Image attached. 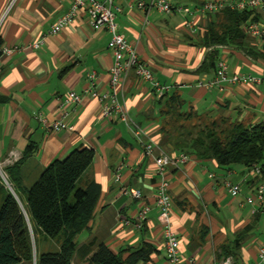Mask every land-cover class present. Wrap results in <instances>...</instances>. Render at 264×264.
I'll return each mask as SVG.
<instances>
[{
	"label": "crops",
	"instance_id": "1",
	"mask_svg": "<svg viewBox=\"0 0 264 264\" xmlns=\"http://www.w3.org/2000/svg\"><path fill=\"white\" fill-rule=\"evenodd\" d=\"M143 1L147 6L153 0ZM167 1L182 6L191 16L114 0L117 30L134 47L138 58L160 83L170 86L168 92H177L199 114L246 123L262 119L264 84H231L222 91L197 85L213 75V71L197 70L209 49L202 47L198 39L206 14L196 9L205 0ZM8 2L0 0V46L17 49L11 54L0 52V97L5 99L0 103L1 170L17 161L33 142L34 152L21 165L23 184L27 186L52 160L74 148H92L94 157L84 174L98 182L100 196L89 229L77 235V243L94 238L116 252L147 242L154 251L137 264H167L154 204L160 179L154 157L160 150L170 155L179 151L170 149L159 132V104L148 83L129 71L123 88L118 87L116 92L129 117L144 129L141 141L124 122L102 118L100 103L88 95L64 109L72 130L53 132L44 128L38 115L49 121L57 118L63 112L61 98L68 91L82 93L91 71L95 75L93 88L110 91L109 33L104 28L93 29L82 9L61 30L49 33L55 20L68 10L70 0H15L9 8ZM186 17L192 19L193 32L186 26ZM259 21L264 22V15ZM39 39L40 45L32 47ZM246 43L257 46L259 39L248 37ZM217 49L229 73L264 71L262 61L241 49ZM142 142L151 143V153H145ZM249 176L241 165L221 167L214 160L192 155L185 162L167 166L164 178L172 201L170 219L182 256H193L200 264H217L224 259L230 264H250L256 259L257 248L264 242V215L244 202L254 189ZM225 179L239 185L237 195L228 193L223 186ZM124 188L139 189L141 197L135 199L123 193ZM143 205L149 210L141 227L136 228L134 216ZM237 237L239 245L231 253ZM71 264L88 263L73 255Z\"/></svg>",
	"mask_w": 264,
	"mask_h": 264
},
{
	"label": "trees",
	"instance_id": "2",
	"mask_svg": "<svg viewBox=\"0 0 264 264\" xmlns=\"http://www.w3.org/2000/svg\"><path fill=\"white\" fill-rule=\"evenodd\" d=\"M261 17L256 9L240 10L228 4L207 13L198 39L202 47L209 49L198 72L214 71L218 46L241 49L264 64V44L247 46L249 36L244 30L248 22ZM4 101L0 97V103ZM157 101L159 132L166 137L170 149L201 160H214L221 167L241 165L248 172L259 164V174L250 175V181L254 187L264 181V117L246 123L237 118L202 115L177 92H167ZM35 148L30 142L21 157L3 170L14 194L0 176V264H71L73 255L88 264H137L149 258L154 247L147 242L116 252L103 242L96 243L94 238L77 243V235L89 229L100 196L98 182L84 174L94 157L92 148H74L64 157L52 160L27 187L21 165ZM16 191L25 193L24 202ZM38 237L55 240L58 248L38 253ZM239 240H234L229 252L234 253Z\"/></svg>",
	"mask_w": 264,
	"mask_h": 264
},
{
	"label": "built area",
	"instance_id": "3",
	"mask_svg": "<svg viewBox=\"0 0 264 264\" xmlns=\"http://www.w3.org/2000/svg\"><path fill=\"white\" fill-rule=\"evenodd\" d=\"M15 0H9L8 8ZM136 4L139 8L154 7L157 11L170 14L174 12L182 13L191 16V12L184 9L182 6L173 5L167 0H153L146 6L143 0H129ZM114 0H70L68 10L60 15L51 25L49 33H56L61 28L66 26L76 16L78 10L82 9L87 14V19L93 29L104 28L109 33L108 49L112 54V63L108 69L109 87L110 91L99 92L93 88V81L95 78L94 72L88 73V86L82 93L68 91L60 100V107L63 112L51 121L46 117L38 115V119L44 128L50 131L58 130H72V125L66 122L67 111L64 110L66 106L81 101L82 97L88 95L96 99L100 103V116L106 119H115L124 122L131 130L136 140L141 141L144 134V129L134 122L128 115L126 108L120 104L116 98L118 87L123 88L124 78L129 71H133L136 77L141 81L148 83L153 96L156 99L162 97L170 90V86L160 83L152 74L148 66L142 62L134 49V47L126 40L123 34L117 30L115 23V12L117 7L114 5ZM226 4L237 9L245 7L253 8L264 15V0H233L214 1L205 0L196 12L207 14L214 13L222 9ZM186 26L191 32L194 31L192 19L185 18ZM244 30L249 37L259 39V44H264V22L254 21L248 22L244 26ZM41 39L34 41L31 46L38 47ZM221 47V46H219ZM17 49L16 46L4 47L0 46V52L4 54H11ZM264 84V71L259 74L251 73H229L226 60L223 56H219L216 61L213 75L209 79L199 81L198 86L206 89H216L222 91L226 85L231 84ZM145 153L149 154L152 151L151 143L142 142ZM188 155L185 153L166 154L160 150L158 156L154 157V163L160 179L157 184V191L154 196V204L157 209V220L162 229L164 255L167 264H200L193 256H182L179 249V240L175 231L172 229L170 219V212L172 208L171 197L168 193V182L164 178L165 169L169 165H176L177 162H185ZM249 174L255 176L259 174V164L253 165ZM4 182L7 183L4 174L0 173ZM223 186L230 195L235 196L239 193V185L232 183L229 179L223 181ZM123 193L130 195L135 199L141 197V192L136 188H124ZM244 202L251 206L252 211H259L264 215V181L256 184L253 191L244 198ZM149 210L148 205L141 206L134 216V226L140 228L142 222L146 218ZM125 222H128L126 220ZM217 264H230L229 259H224ZM250 264H264V242L257 248L256 259Z\"/></svg>",
	"mask_w": 264,
	"mask_h": 264
},
{
	"label": "rangeland",
	"instance_id": "4",
	"mask_svg": "<svg viewBox=\"0 0 264 264\" xmlns=\"http://www.w3.org/2000/svg\"><path fill=\"white\" fill-rule=\"evenodd\" d=\"M231 1H230V3H231ZM0 173L4 174V176H5V173L3 170H1V168H0ZM2 180H3V178H2ZM31 184L32 183L27 184V187H29ZM16 192L18 194L20 201L24 202L25 201V193L24 192L22 193L21 191L20 192L16 191ZM56 245H57V243L55 242V240L45 239L43 237L36 238V250H38L37 251L38 253L43 252V251H55L57 249ZM34 250H35V247H34ZM33 259H34V257H33ZM21 264H26V263H21Z\"/></svg>",
	"mask_w": 264,
	"mask_h": 264
},
{
	"label": "water",
	"instance_id": "5",
	"mask_svg": "<svg viewBox=\"0 0 264 264\" xmlns=\"http://www.w3.org/2000/svg\"><path fill=\"white\" fill-rule=\"evenodd\" d=\"M5 184H6V187L9 189V191L14 194L13 190L11 189V187L7 183H5ZM33 262H34V260H33Z\"/></svg>",
	"mask_w": 264,
	"mask_h": 264
}]
</instances>
